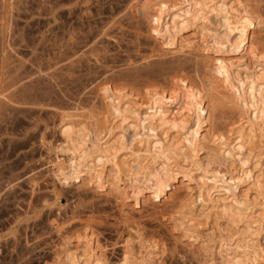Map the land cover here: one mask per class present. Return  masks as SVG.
<instances>
[{"label": "bare ground", "instance_id": "1", "mask_svg": "<svg viewBox=\"0 0 264 264\" xmlns=\"http://www.w3.org/2000/svg\"><path fill=\"white\" fill-rule=\"evenodd\" d=\"M126 9L133 38L141 36L143 22L160 25L175 39L171 48L182 45L193 64L174 63L171 70H188L182 75H171L166 66L170 73L164 74L165 59L150 65L147 73L165 75V88L146 85L138 91L106 79L96 82V99L88 109L93 111L62 115L60 140L49 143L55 158L47 172L57 184L75 182L113 200L138 248L132 239L122 240L117 264H161L166 240L146 238L129 223L141 207L155 209L156 203L171 207L166 220L174 247L202 256V264H264L259 242L264 233V0H142ZM19 84H13L15 91L33 90L32 81ZM11 86L0 90V105L10 102L7 107L15 108L11 103L25 93L16 91L18 97ZM11 95L19 99L12 101ZM180 172L184 176L177 184L173 177ZM52 226L59 233L65 229L56 222ZM87 228L63 240L53 264H111L98 235Z\"/></svg>", "mask_w": 264, "mask_h": 264}, {"label": "rangeland", "instance_id": "2", "mask_svg": "<svg viewBox=\"0 0 264 264\" xmlns=\"http://www.w3.org/2000/svg\"><path fill=\"white\" fill-rule=\"evenodd\" d=\"M139 1L142 2L0 0V90L3 91L9 84L13 89L15 86L18 88L19 83L30 81L33 85V90H29L31 93L40 89L34 94L18 89L25 93L22 96L14 89L18 97H22L16 99L14 92L15 96L11 95L15 97L12 101L19 99L11 103L15 108L7 107L10 102L0 105V264H53L54 254L66 242V238L75 237L80 228L87 227L93 228L92 231L98 235L111 264L119 263L122 258V240L132 239L134 250H138L137 240L130 236L129 227L126 228L125 224L128 223L124 224L121 220L118 208L109 196L106 199L104 194L92 195L88 189L84 190L85 187H76L75 182L57 184L47 170L48 162L55 158L49 150V143L60 140L58 128L62 115L66 111L72 113L78 110L84 115L93 111V107L90 111L88 109L96 99V82L106 79L113 85H128L126 87L134 90L147 86L165 88L162 81L164 74L171 72V75H182L183 71L188 70L171 68L181 63L187 67L193 64V58L185 54L186 49L182 45L178 50L171 48L175 39L171 38L168 30L164 34L166 28L163 27L162 31L160 25L155 26L156 29L151 22H146L150 27L143 22L145 27L140 24L141 36L133 38V29L129 26L132 19L126 8ZM152 36L163 39H159V47ZM158 61H164L162 71L165 72L161 73L162 78L157 72L151 78L152 75L147 72L152 67H148L155 66ZM139 65L142 67L140 73L144 70L150 78L144 77V72L139 74ZM165 66L171 71L168 69V72ZM125 70L132 75L137 71L136 75L140 77L135 80L137 76L132 77L129 73L130 77L127 75L119 79V76L127 74ZM110 71L114 77L110 76ZM105 72L107 78L104 77ZM91 83L94 88L89 87ZM179 174L173 177L177 178L175 181L172 178L177 184L182 182L184 176L182 172ZM156 204L155 209L144 206L136 211L129 222L131 227L143 230L146 238L153 235L166 240L169 248L161 264H202V256L188 252L183 245L174 247L173 237L168 232L171 224L166 220L171 207ZM161 213H166L162 214L165 219L161 217L164 220L160 218ZM54 222L65 229L57 232L52 226ZM221 222L225 226L226 223ZM61 233L66 235L63 237ZM206 233L203 231L202 236ZM175 235L178 233L175 232ZM263 237L264 233H261L259 242L262 247Z\"/></svg>", "mask_w": 264, "mask_h": 264}]
</instances>
